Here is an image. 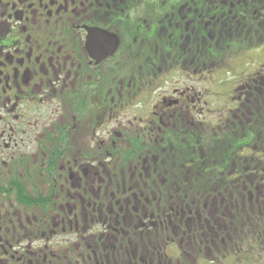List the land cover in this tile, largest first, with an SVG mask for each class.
I'll return each instance as SVG.
<instances>
[{"label": "flooded vegetation", "instance_id": "obj_1", "mask_svg": "<svg viewBox=\"0 0 264 264\" xmlns=\"http://www.w3.org/2000/svg\"><path fill=\"white\" fill-rule=\"evenodd\" d=\"M262 99L264 0H0V264L264 261L212 215Z\"/></svg>", "mask_w": 264, "mask_h": 264}, {"label": "trees", "instance_id": "obj_2", "mask_svg": "<svg viewBox=\"0 0 264 264\" xmlns=\"http://www.w3.org/2000/svg\"><path fill=\"white\" fill-rule=\"evenodd\" d=\"M250 108L254 110V113L245 115V119L242 121L245 124V135L241 140L245 145V150L248 149L246 148L248 144L250 147H254L256 145L254 141L257 139L260 146H264V99L253 102ZM254 131L257 136L253 141L251 135ZM225 145V141H222L217 145L215 151L209 152L212 162L217 166H220V161L224 156ZM244 154L246 155V152ZM213 176L212 187L221 189L223 176L219 173L216 175L213 173ZM207 181L201 180L202 186L205 187ZM249 181H252V178H249ZM232 182H234L233 186L237 185V181ZM245 183L251 186L247 180ZM212 203L214 205L212 209L214 234L221 237V234H224L226 230L227 244L236 250V255L243 243L254 249L252 256L256 251L264 250V195L256 196L250 193L220 195L214 197ZM216 204L218 207L215 206ZM257 261L259 264L261 263L259 259ZM251 264L253 263L251 262Z\"/></svg>", "mask_w": 264, "mask_h": 264}, {"label": "rangeland", "instance_id": "obj_3", "mask_svg": "<svg viewBox=\"0 0 264 264\" xmlns=\"http://www.w3.org/2000/svg\"><path fill=\"white\" fill-rule=\"evenodd\" d=\"M217 117L220 118V115H217ZM218 264H220V263H218ZM255 264H257V263H255ZM261 264H264V261L261 260Z\"/></svg>", "mask_w": 264, "mask_h": 264}]
</instances>
